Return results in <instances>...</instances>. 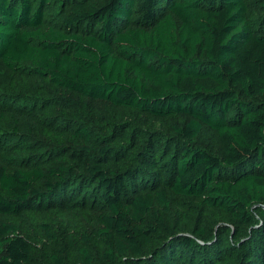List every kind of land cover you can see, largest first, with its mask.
<instances>
[{
  "label": "trees",
  "instance_id": "1",
  "mask_svg": "<svg viewBox=\"0 0 264 264\" xmlns=\"http://www.w3.org/2000/svg\"><path fill=\"white\" fill-rule=\"evenodd\" d=\"M252 2L0 0L7 69L155 118L189 116L161 150L149 133L94 153L85 126L55 159L0 162V215L12 217L0 220V264H264V30ZM50 3L64 12L53 23ZM205 126L222 155L196 143Z\"/></svg>",
  "mask_w": 264,
  "mask_h": 264
},
{
  "label": "rangeland",
  "instance_id": "2",
  "mask_svg": "<svg viewBox=\"0 0 264 264\" xmlns=\"http://www.w3.org/2000/svg\"><path fill=\"white\" fill-rule=\"evenodd\" d=\"M252 1L251 18L258 28L264 30L263 3ZM63 15V8L58 4L46 6L45 18L51 23L59 21ZM0 110L7 113L0 119V162L8 167H17L28 161L40 162L44 156L55 159L54 155L64 150L69 153L70 150L63 147L67 134L85 126L92 132L94 153L105 146L120 147L125 152L139 137L149 133L161 150L167 143L174 142V124H183L189 119L184 114L155 118L145 112L114 106L50 83L27 66L13 71L1 62ZM196 143L213 153L223 154L216 132L208 126L200 132ZM166 164L170 170L171 162ZM67 216L71 217L72 226L83 223L81 214ZM67 216L65 219L69 218ZM10 219L11 216L0 215V220ZM49 219L48 215H42L43 221ZM55 219H59V215ZM18 221L30 237L41 241L43 232L37 229L31 218L23 216Z\"/></svg>",
  "mask_w": 264,
  "mask_h": 264
}]
</instances>
